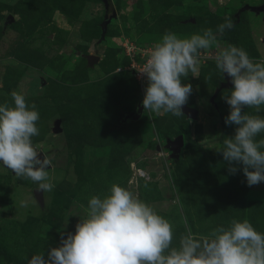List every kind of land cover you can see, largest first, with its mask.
<instances>
[{"label":"rangeland","instance_id":"obj_1","mask_svg":"<svg viewBox=\"0 0 264 264\" xmlns=\"http://www.w3.org/2000/svg\"><path fill=\"white\" fill-rule=\"evenodd\" d=\"M110 2L113 15L104 0H0V105L13 106V91L35 105L32 143L51 158L54 184L38 190L0 163V264H25L39 253L48 259L86 216L89 199L104 198L112 184L173 225L172 247L188 228L204 238L233 219L264 233V182L248 186L242 165L231 174L222 153L207 148L222 146L237 127L224 119L230 106L223 95L233 84L213 95L224 81L214 58L231 44L264 62V14L249 8L263 0ZM227 20L233 27L218 34ZM209 28L217 42L200 50L199 76L181 79L192 86L186 104L196 118L145 112L147 80L139 84L132 67L166 32L188 38ZM87 55L98 59L88 65ZM244 110L264 118V105ZM177 135L183 143L171 156L166 143Z\"/></svg>","mask_w":264,"mask_h":264},{"label":"clouds","instance_id":"obj_2","mask_svg":"<svg viewBox=\"0 0 264 264\" xmlns=\"http://www.w3.org/2000/svg\"><path fill=\"white\" fill-rule=\"evenodd\" d=\"M221 5L225 0H218ZM227 20L218 25L222 35L231 29ZM217 42V34L206 29L202 34L180 38L166 32L156 42L138 70L147 79L142 106L156 116L184 115L192 86L182 83L189 74L199 76V52ZM216 68L231 78L233 88L223 99L230 106L224 118L235 124V134L222 146H210L222 153L228 171L236 174L242 165L248 186L264 182V118L245 112H257L264 105V62H254L247 52L229 44L215 56ZM13 106L0 105V163L12 170L17 179L36 183L38 190L54 188L47 169L52 160L42 156L32 143L39 135V113L28 105L21 93H11ZM28 201L21 200L20 207ZM187 227V218H184ZM173 225L152 206L129 189L112 184L104 198L92 196L86 216L80 218L74 233L61 236V245L27 259V264H264V233L247 220L233 219L228 227L218 226L208 237L196 238L190 228L182 235L179 247H172Z\"/></svg>","mask_w":264,"mask_h":264},{"label":"water","instance_id":"obj_3","mask_svg":"<svg viewBox=\"0 0 264 264\" xmlns=\"http://www.w3.org/2000/svg\"><path fill=\"white\" fill-rule=\"evenodd\" d=\"M250 10L253 11H257V12H262L264 14V3L258 7L256 6H250L249 7ZM248 8V9H249ZM111 15H113V11L111 10ZM263 41H264V37H263ZM98 57L96 55H87V63L88 65L92 64L93 62L97 61ZM230 85H232L231 82V78L228 77L226 74L224 75V81L220 83V85L217 87V89L215 90V92L213 93V95H216L217 92L220 89L229 87ZM182 112L189 118H196V114H197V110L192 107V106H188L187 104H185L182 107ZM182 136L181 135H177L173 140H168L166 145L167 147L171 150V156H177L179 149L182 146ZM41 157L43 156L42 154H40ZM27 264V263H25Z\"/></svg>","mask_w":264,"mask_h":264},{"label":"built area","instance_id":"obj_4","mask_svg":"<svg viewBox=\"0 0 264 264\" xmlns=\"http://www.w3.org/2000/svg\"><path fill=\"white\" fill-rule=\"evenodd\" d=\"M150 50H151V49L146 50L147 52H146L145 56L142 58V60H141L139 63L135 64V65L132 67V76L134 77V79H135L139 84L145 83L146 80H147L146 78H143V77L140 76L138 70H139L140 68H142V66H143L144 63L146 62V59H147V56H148ZM208 55H209V54H208ZM208 55H207V56H208ZM136 175H138V176H143V173H142V171H141L140 169H137V171H136Z\"/></svg>","mask_w":264,"mask_h":264},{"label":"trees","instance_id":"obj_5","mask_svg":"<svg viewBox=\"0 0 264 264\" xmlns=\"http://www.w3.org/2000/svg\"><path fill=\"white\" fill-rule=\"evenodd\" d=\"M106 2V5H108L107 7L110 8V12H111V2L110 0H104Z\"/></svg>","mask_w":264,"mask_h":264},{"label":"flooded vegetation","instance_id":"obj_6","mask_svg":"<svg viewBox=\"0 0 264 264\" xmlns=\"http://www.w3.org/2000/svg\"><path fill=\"white\" fill-rule=\"evenodd\" d=\"M263 2H264V0H263Z\"/></svg>","mask_w":264,"mask_h":264}]
</instances>
